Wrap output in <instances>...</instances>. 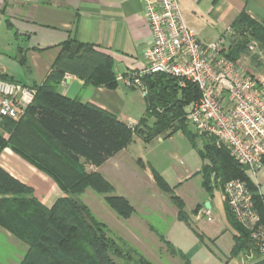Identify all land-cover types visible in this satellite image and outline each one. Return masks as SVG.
Wrapping results in <instances>:
<instances>
[{"label":"trees","instance_id":"16d2710c","mask_svg":"<svg viewBox=\"0 0 264 264\" xmlns=\"http://www.w3.org/2000/svg\"><path fill=\"white\" fill-rule=\"evenodd\" d=\"M231 30L224 55L237 65L248 52L249 39H255L264 48V25L246 12L236 18ZM26 52L18 50L23 68H27ZM66 73L84 80L85 86H118L112 60L76 40L62 44L51 74L44 83L31 87L37 95L26 115L18 122L3 119L11 137L8 142L0 138V148L11 147L49 175L63 196L47 209L31 188L0 166V226L28 245L22 264H115L112 256L124 258L126 251L79 198L85 188L96 186V178L101 179L99 174L88 173L86 166L101 167L128 148L135 135L149 143L180 132L196 147V139L187 128L185 110L200 99V90L190 82L183 87L179 79L164 74L145 77L147 112L139 125L132 128L114 114L63 96L59 86ZM0 81L14 83L3 76ZM150 119L154 120L152 124H148ZM200 154L207 161L203 166L204 185L210 193L214 187L223 192L225 184L234 180H242L252 192H259L247 168L240 166L228 151L207 146ZM153 177L158 188L177 206L179 218L186 220L183 200L156 171ZM253 201L264 225V196H254ZM105 202L125 220L135 213L124 197L110 195ZM225 207L228 222L236 231L232 257L246 252L253 254L252 263L260 260L249 232L236 221L226 199ZM129 250L127 259L131 261V254L137 258L133 264H151L136 249Z\"/></svg>","mask_w":264,"mask_h":264},{"label":"crops","instance_id":"0c3cea01","mask_svg":"<svg viewBox=\"0 0 264 264\" xmlns=\"http://www.w3.org/2000/svg\"><path fill=\"white\" fill-rule=\"evenodd\" d=\"M178 3L182 15L183 11L186 13L190 9L193 14L201 12L213 16L216 22L226 28L229 36L232 34V24L242 12L264 25V0H178ZM185 23L187 24L186 21ZM0 25L11 36L6 41L0 38V76L27 87L45 82L53 71L62 44L69 39L93 46L96 52L112 60L116 78L119 75L141 72L144 68V51L152 42V34L140 0H0ZM187 26L191 28L188 24ZM229 36L213 39L198 35L201 41L207 43H228ZM20 48L27 50V68H23L18 61ZM59 92L69 99H78L84 104L94 105L114 114L132 128L140 123H129L125 114L135 103L133 95L136 91L126 89L119 82L115 89L104 85L85 86L84 80L66 73ZM10 137V131L5 128L4 121L0 120V138L8 142ZM128 148L101 167L87 165V170L107 176L122 169ZM139 160L144 164L142 171L148 174L149 163L143 158ZM0 166L31 188L35 198L47 209H51L63 196L49 175L15 153L9 146L0 148ZM150 168V185L154 181L155 191L162 195L163 192L157 187L153 177L155 169L151 166ZM261 186L259 182V188ZM223 200L225 205L224 196ZM205 202L210 205L209 208L205 205V208L212 209L211 199L205 198ZM202 211L203 207L199 206L197 215ZM174 214L176 223L179 216L176 209ZM136 215L135 209V213L127 220L129 227H126L125 233L116 229L117 236L137 249L152 264H250V253L241 252L232 257L236 245V231L228 219V227L224 231L228 232L225 234L226 245H217L211 249L202 242L201 237L197 239L191 234L178 240L179 244L174 243L170 228L165 236H158L155 228L147 227L145 229H151L152 233L141 235L138 232ZM27 252V245L12 233L0 228V264H22Z\"/></svg>","mask_w":264,"mask_h":264},{"label":"built area","instance_id":"2783aa9c","mask_svg":"<svg viewBox=\"0 0 264 264\" xmlns=\"http://www.w3.org/2000/svg\"><path fill=\"white\" fill-rule=\"evenodd\" d=\"M140 2L152 42L143 54V70L119 75L117 82L128 90L140 91L144 98L147 87L143 80L153 74L179 79L183 87L187 82L198 86L200 99L185 110L188 124L201 138L224 145L231 157L257 179L264 169V79L227 59L224 41H201L185 23L178 0ZM36 95L34 88L0 81V120L20 121ZM223 195L264 260V225L246 182H228ZM203 213L209 215L207 210Z\"/></svg>","mask_w":264,"mask_h":264},{"label":"rangeland","instance_id":"374dc122","mask_svg":"<svg viewBox=\"0 0 264 264\" xmlns=\"http://www.w3.org/2000/svg\"><path fill=\"white\" fill-rule=\"evenodd\" d=\"M183 15L187 24L200 37L207 36L219 39L224 35L225 37L229 36L226 28L216 22L213 16L205 15L201 12L193 14L190 9L186 13L183 11ZM0 26L1 40L6 41L11 38L8 31L2 29V25ZM231 37L230 35L227 40H231ZM239 66L258 79H264V48L255 39H249L248 52L242 55ZM133 98L135 103L125 111L129 123L140 122L147 112L146 100L142 93L136 91ZM153 122V119L148 120V124ZM186 122L189 132L196 139V147L180 132L171 138L166 139L161 136L149 143H146L139 135H135L131 145H129L127 157L123 160L122 169H118V171L107 176H101V179L96 178L94 182L96 186L85 188L83 194L79 196L94 216L107 227L110 231L109 236L115 239L120 248L126 251L124 258L112 256L115 264H133L137 258L131 254V261L127 259V253L131 252L129 248H135L117 236L116 229H120L125 233L129 223L127 222L128 219L121 218L106 204L105 198L110 195L126 198L136 209L137 215L135 219L139 223L137 227L141 235L152 233L151 229H145L146 227L155 228L157 234H159L158 236H165L170 228L169 232L172 230L171 234L174 237L172 241L176 244L180 243L178 240L184 239L187 234H191L197 239L201 237L202 242L211 249L217 245H226L225 234H228V232L225 233L224 231L228 226L223 200L224 195L222 196V191L218 188L214 187L212 193L206 189L203 166L207 161L202 159L200 153H204L207 146L215 147L216 150H228L224 145H218L211 139L201 138L188 124L187 120ZM141 158L147 164L149 163L148 165L153 167L173 189L174 194L184 201V213L187 215V220H181L178 216V220L175 223L174 210L176 209L179 214L177 206L172 202L169 195L164 193L158 195L159 193L155 191L154 181H151L153 185H150L148 178L152 171L150 166L148 174L142 171L141 168L144 167V164L139 160ZM86 171L91 173L87 168ZM254 182L258 186L260 182L262 192H264V169L258 173ZM261 188H259V192H252L249 189L253 198L260 194L264 196V193L260 192ZM205 198L211 199L212 209L205 208ZM199 206L203 207V211L207 210L209 215H205L203 211L201 212L202 214L198 213L197 215ZM0 228L6 230L2 226ZM229 230L234 234L232 228L229 227ZM249 261H253V256H251Z\"/></svg>","mask_w":264,"mask_h":264},{"label":"water","instance_id":"95a60500","mask_svg":"<svg viewBox=\"0 0 264 264\" xmlns=\"http://www.w3.org/2000/svg\"><path fill=\"white\" fill-rule=\"evenodd\" d=\"M206 207L207 208H209L210 207V205L209 204H206ZM251 264H264V260H258V261H256V262H253V263H251Z\"/></svg>","mask_w":264,"mask_h":264}]
</instances>
